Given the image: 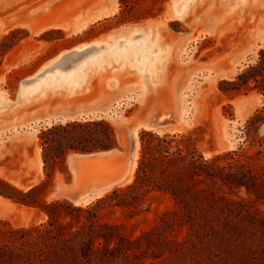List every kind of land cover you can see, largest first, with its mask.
Instances as JSON below:
<instances>
[{
	"label": "rangeland",
	"instance_id": "1",
	"mask_svg": "<svg viewBox=\"0 0 264 264\" xmlns=\"http://www.w3.org/2000/svg\"><path fill=\"white\" fill-rule=\"evenodd\" d=\"M171 1L0 0L1 97L18 100L20 90L41 77L34 81L31 78H36L58 54L79 45L101 40L95 45L98 49L83 61L58 62L52 72L45 73L43 78L55 80L49 83L50 87L58 81L66 84L77 79L87 61L97 63L103 55L111 59L106 68L92 71L83 84L93 76L101 78L97 86L101 93L90 101L98 111L74 119L33 122L0 134V178L23 191L47 181L41 188L47 203L64 199L84 207L112 189L131 183L142 130L176 134L186 143H193L205 158L237 150L256 172H264V0H232L237 8L234 16H224L216 10L217 6H209L211 2L199 0L184 19L172 17ZM187 1L176 2L181 3V8ZM215 1L218 4L225 0ZM148 28L159 34L170 53L161 75L163 81L160 79L144 90L139 71L151 47L146 43L143 49L141 36ZM125 55L129 64L119 70ZM71 63L72 70H65ZM114 70L132 76L116 93L109 89L111 77L102 75ZM239 74L243 75L242 80L232 85ZM38 81L29 89L38 86L42 79ZM150 90L153 93L148 98H138V91L143 95ZM26 91L19 100L25 101ZM57 91L65 89L62 86ZM85 103L79 109L86 110ZM101 120L112 126L115 135L109 156L98 155L109 150V146H103L108 144L103 140L104 126H75L65 131L56 128L55 136L61 141L68 140L88 151L67 150L62 160L44 165L41 131L64 126L66 122ZM135 123L136 134L128 140L126 130ZM70 155H78V160L91 157L97 161L83 167L82 173L74 178ZM46 174L50 175L48 180ZM172 208L173 201L167 194L151 191L133 214L112 208L100 211V215L103 221L121 224L120 231L133 240L155 226L163 213ZM0 220L13 228L28 227L44 223L46 215L38 208L2 197ZM185 234V226L173 232L177 240H182ZM151 250L141 245L128 260L158 264L166 257V254L153 257L154 248ZM240 260L234 263L230 257L226 262L252 264L248 257ZM113 264L127 263L119 260Z\"/></svg>",
	"mask_w": 264,
	"mask_h": 264
},
{
	"label": "trees",
	"instance_id": "2",
	"mask_svg": "<svg viewBox=\"0 0 264 264\" xmlns=\"http://www.w3.org/2000/svg\"><path fill=\"white\" fill-rule=\"evenodd\" d=\"M242 78L239 74L232 85ZM95 125L105 127L102 135L108 144L103 146L110 149L115 135L103 120L66 122L41 131L44 165L62 160L67 150L88 151L61 141L55 136L56 128ZM46 182L23 191L0 178L1 197L46 215L44 223L28 227L13 228L0 220V264H113L119 260L142 264L128 260L141 245L152 252L154 248L153 257L166 254L158 264H228L230 257L234 263L244 257L252 264L264 261V172H256L237 150L205 158L193 143L176 134L142 130L134 177L128 185L82 207L64 199L47 203L41 194ZM151 191L167 194L173 208L137 238H126L121 224L101 220L102 210L137 212ZM182 226L186 234L177 240L173 232Z\"/></svg>",
	"mask_w": 264,
	"mask_h": 264
},
{
	"label": "bare ground",
	"instance_id": "3",
	"mask_svg": "<svg viewBox=\"0 0 264 264\" xmlns=\"http://www.w3.org/2000/svg\"><path fill=\"white\" fill-rule=\"evenodd\" d=\"M176 1L177 0H172L171 1V3H172L171 6H173V8H174V11L172 12V17H176L178 19H184L189 14L191 8L194 7L193 5L197 4V2L199 0H189L181 8H180L181 3L180 2H176ZM240 1H246V0H240ZM251 1L253 2L254 0H251ZM134 31L136 32V30H134ZM143 31H141V32H143ZM141 39H142V42H143V49L146 48L145 47L146 43H149V46L151 47V50L149 51V55L146 58L145 63L142 64L141 69L139 71V76H140L139 78L141 80L140 83H142V87L145 90V87H150L151 88V86H154L155 84H157L160 81L161 75H162V72H163V68H165L164 66H165L166 61L168 60L170 52H169L168 45L160 40L159 34L156 33L155 30L152 29V28L146 29L142 33ZM99 41H101V40H95V41H92V42H89V43H86V44H82V45L74 47V48H72V49H70L68 51H65V52H62V53L58 54L54 58V60L51 61L52 62L51 64H49L46 67H44L41 70V72H39L36 75V78L33 77V78L30 79L31 81H34L35 79L41 77L38 80L40 81L42 79V82L38 86H35L33 88H30V89H29V87L32 86L34 83H36L38 80L33 82V83H31V84H28L26 87H24L22 90H20V94H19L18 100L21 99L20 95L23 94L26 90L28 92L26 91L27 93L23 97V99H25L26 102H28V100H30L32 98H37V97L40 98V97L46 96L50 92H52V93L54 92L55 93L57 90L62 88V86L65 89V91H60L62 93L71 94V93L75 92L76 89L80 88L86 82L88 75L92 71L98 72L97 69H104V68L107 67V65L109 63V60L111 61V59H109V57L107 55H103L101 60L98 61L97 63H89L87 61V63L85 64V62H86V60H85V62H84L85 65L83 64L84 66H83V68L81 70L80 75L76 76L77 79L70 80L66 84L63 81H58L59 83L57 82L58 83V84L56 83L57 85L50 87L49 83L53 84V83H55V80H50V82H49L48 80H46L47 77L43 78V76H45L44 75L45 73H50V72H52L54 70L51 67L50 68H48V67L49 66H53L55 63L65 62V61H69V60H75L73 64H76L80 60L83 61V59L86 58V56H88L90 53H93L94 50L98 49V47L95 46V45H97L99 43ZM90 46H92V48H89ZM152 46L154 47L153 51H152ZM91 49H93V50H91ZM72 50L82 51V53L80 55H76L74 53H71L69 57H66L65 59H61V56L63 54H65L67 52H70ZM126 56L127 55H125L124 62L119 63V64H121V66H118L117 69H119V70L120 69H125L126 67H124V66H127L129 64V59ZM73 64L71 63V65L67 66L65 68V70H69V69L72 70L71 67L73 66ZM48 70H51V71H48ZM73 70H76V69H73ZM115 70H114V72H115ZM44 71H48V72H45L44 74L40 75ZM90 77H91V75H90ZM56 78H58V76ZM161 80L163 81V79H161ZM31 81H28V82H31ZM24 84L25 83H22L21 87H23ZM83 86H85V85H83ZM8 103H9V101L7 99H5L4 97L0 96V110L1 111L4 108H5L4 110L6 111V109L9 107ZM47 121H50V120L48 119ZM137 126H138L137 124L133 126L134 127L133 128L134 129L133 130V136H135V134H136L135 131L137 129ZM143 126H145V124ZM149 127H151V126H149ZM112 151H113V149L101 151L100 153H98V155L99 154L105 155V154H108L109 152H112ZM79 156H81V155H79ZM77 157H78V155H75V156L74 155H70L69 156V160H70V164H71V170L73 172L74 178H76L78 175H80L82 173L83 167H87L88 165H90L93 162L97 161L96 159H93L91 157H87V158L81 159V160H78ZM104 185L107 186V185H109V183H105ZM1 198L2 197L0 196V199Z\"/></svg>",
	"mask_w": 264,
	"mask_h": 264
},
{
	"label": "crops",
	"instance_id": "4",
	"mask_svg": "<svg viewBox=\"0 0 264 264\" xmlns=\"http://www.w3.org/2000/svg\"><path fill=\"white\" fill-rule=\"evenodd\" d=\"M207 2H211L209 6L212 8H216L217 6L216 10L224 16H234L237 14L236 5L232 0H225L218 4L215 0H206L204 3ZM56 64L57 63L53 65L52 69L55 68ZM45 72L47 71H44L40 75ZM104 72H102L103 74L99 73L98 75L102 74L111 77V85L109 89L112 93L118 92L123 83L132 79V76L125 71H110L107 74H104ZM100 79L101 78H97L96 76L91 77L84 86L85 88L82 87L80 90L71 94L55 92L28 102L7 98L11 102V105L8 110L0 113V134L6 132V130L25 126L26 124H31L33 122L47 121L48 119L50 121H55L59 120L58 118H61L60 120H67L70 119V117L74 119L79 115L98 111L95 104L90 103V101L95 99V97L101 93V91L97 90ZM1 88H3V86L0 83V89ZM152 93L153 90H150L141 95V92L138 91L137 95L139 99H145ZM85 102L88 103L86 104ZM84 103L87 107L86 110L82 109V111L79 109V106ZM110 153L111 152L108 154Z\"/></svg>",
	"mask_w": 264,
	"mask_h": 264
},
{
	"label": "water",
	"instance_id": "5",
	"mask_svg": "<svg viewBox=\"0 0 264 264\" xmlns=\"http://www.w3.org/2000/svg\"><path fill=\"white\" fill-rule=\"evenodd\" d=\"M89 48H92V46H90ZM71 53H74V54H76V55H80L81 53H82V51H75V50H72V51H70V52H67V53H65V54H63L62 56H61V59H65L66 57H69L70 56V54ZM52 68L53 66H49L48 68ZM47 68V69H48ZM59 120L61 119V118H58ZM151 123H153L154 125H156L157 124V121L156 120H151ZM134 127L133 126H130L127 130H126V137H127V139L129 140V139H131L132 137H133V129ZM129 150H131V147L129 146ZM103 151H105V150H103Z\"/></svg>",
	"mask_w": 264,
	"mask_h": 264
}]
</instances>
